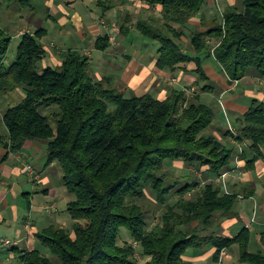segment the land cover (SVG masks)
<instances>
[{"label": "trees", "instance_id": "trees-1", "mask_svg": "<svg viewBox=\"0 0 264 264\" xmlns=\"http://www.w3.org/2000/svg\"><path fill=\"white\" fill-rule=\"evenodd\" d=\"M34 1L16 3L34 10ZM107 1L98 0L102 14L113 6ZM140 1L161 7L164 27L174 36L152 19L133 21L141 35L161 42L157 66L173 71L193 62V73L205 83H194L199 89L191 98L177 87L163 100L152 92L126 95L110 77L91 76L89 57L71 48L61 53L59 66L41 67L46 56L44 27L20 33L15 57L7 61L12 37L0 26V93L15 89L23 93L2 113L7 138L0 142L7 153L0 164L24 142L43 140L45 166L57 162L62 185L74 195L66 205L71 227L53 223L35 235L51 256L37 248L5 245L18 253L20 264H138V248L140 257L146 258L143 264H189L186 252L206 245L216 248L217 262L222 251L238 245V263L264 264V227L255 252L248 249V227L234 236L219 235L214 229L223 218L236 215L233 208L239 196L223 191L215 179L233 169L238 159L248 170L256 160L264 161V101L251 98L234 120L237 133L222 131V141L213 133L214 108L202 99L214 91L205 81L209 78L204 63L209 57L230 80L253 74L264 78V0H241V8L226 7L220 19L201 18V28L194 27L187 36L184 26L210 8L213 0ZM120 31L132 30L121 22ZM182 36L191 52L175 41ZM212 40L215 45L210 49ZM109 46L107 34L95 41L97 49ZM232 137L234 142L229 141ZM175 161L183 162L189 173L171 180L165 168ZM195 171L202 174L201 181ZM149 195L162 207L152 228L146 215ZM123 232L130 240L120 244ZM2 244L0 239V248Z\"/></svg>", "mask_w": 264, "mask_h": 264}, {"label": "crops", "instance_id": "crops-1", "mask_svg": "<svg viewBox=\"0 0 264 264\" xmlns=\"http://www.w3.org/2000/svg\"><path fill=\"white\" fill-rule=\"evenodd\" d=\"M129 1L133 6H137L139 9H146L148 11L147 19L144 20L152 19L153 23H158L159 17L156 15L157 12H154L153 10L158 11L160 14L161 7L159 5L150 7V5L140 0ZM46 3L47 8H45V10L46 12H50L47 20H49L52 25V33L50 34L52 37L51 45H54L55 48H53V46L50 48L43 43L46 49V56L42 61L45 62V66H59L61 64V53L68 49L65 43L69 42L73 46L69 48L79 50L82 54L89 57V63L93 62V48L96 51H99L100 54H103L102 60H105L106 57L114 56L118 60V63L113 60L106 61L108 63L107 66H109V69H112L113 71L118 70V73H121L117 81L113 77L110 78L115 80L119 87L127 86L130 89L129 92L133 91L139 93L137 95H141L146 92H152L160 100H163L167 97L169 89L164 87L166 90L163 88L151 90L154 84L156 86H160V84H166L169 86V84L172 85L174 83L175 85H182L184 84L182 81H188L191 83L196 79V77L193 75V70L196 68L193 62L184 65L185 67L182 66L180 68H176L173 71H170L169 69H161L156 64L157 57L159 55L158 49L157 54L156 51H146L144 47H136L137 45H134L133 39H130V35L133 31L126 35L127 38L125 37L127 42H129V40L132 42L131 44L129 42L131 49L122 45V42L125 41V35L121 33L120 28L119 30L113 28V35L108 33L110 32L109 30L111 26L113 24L115 25V23H110L109 21L113 19L112 16L115 14V12H120L118 7H120L122 11L128 13L129 6L116 7L113 4L111 8L107 9L102 14V7L98 5V0H89V4L86 6V8H84L89 11L90 20H88L85 19L81 13L82 8L86 5L85 0H52L51 3ZM112 3H114L113 0L107 1L108 5H112ZM92 4H94L93 8L90 7ZM95 8H97V12L94 13V11H96ZM201 18H203V20L206 22H209V19L201 14L196 15L189 22L190 24L193 22L201 23ZM135 20H140V18L136 17V19L133 21ZM194 20L199 21L197 22ZM200 26L201 25L199 24L197 27ZM102 29H104V31H102ZM133 33L135 34V39H138L136 35L142 37V35H138L139 32ZM106 34L108 35V42L110 44L108 49L103 51L95 48L96 39ZM48 35L49 31L47 29L44 37ZM209 64H211V66H215L216 71L221 70L220 65L216 62L214 57H209L204 64V71L209 78L208 80H210V77L207 73V69L210 67ZM98 72L99 71L97 68L96 73ZM98 75L97 76L100 79L104 77H102L101 74ZM140 91H143V93ZM12 93L16 94L19 98L22 97L23 94L19 89H15ZM231 98H236V96ZM235 102H238L237 99ZM232 103L234 102L232 99H230V101L228 100L226 102V106L233 108ZM223 131H226V129H223ZM44 147L45 143L43 144L40 141L28 140L24 142L21 150L17 153L9 152L7 159L0 164V216H2V213H5L6 210L9 209H12L15 213L16 206L13 205L14 199H16V203L20 209V214L16 219L18 224L16 226H13L12 224L10 226L11 229L9 230L13 234V243H16V245L19 247H29L34 245L33 248H35L34 242L36 238L35 235L39 231L38 227L41 226V228H44L50 225L52 221H55V223L63 221L64 215L61 214L60 209L57 210V206L67 205L69 201V195H67V190L64 189L65 187H59L56 183L52 182L49 172H47L45 175L43 174V171L47 169L45 164L43 170L41 171H39L37 168H34L35 176H31L33 185H31L29 179H25L20 176L22 172L26 177V174H24L26 169L24 170L21 167L24 164H28V162L31 160V156L36 155L37 152L39 153L43 151ZM6 153L7 149L3 147L2 143L0 142V156L3 157V155ZM9 161L13 162V165H8ZM244 165L245 162L243 160H236L235 167L224 172L222 181L226 192H236L241 183H250L249 187L243 186L242 189H239L236 192L239 194V199L248 200L255 198L257 192H264V161L261 159L256 160L253 169L250 170L245 169ZM41 181L44 186H42V188H37L36 183ZM47 197H50L51 199L48 201L46 199ZM11 200H13V202ZM48 202H50L51 206H55V210L53 209L54 211H52L50 214L46 213L48 211L44 210L49 208L47 204ZM21 214L23 215L22 218H20ZM237 214L233 217L223 218L220 223L215 225L214 229L216 232L219 235L234 236L241 228L248 227L251 231V235L255 233L253 237L257 242L260 243L259 233L262 229L261 226L254 225L253 223H256V221L253 222V218L248 220L244 214L240 215L242 219H238L236 217ZM39 215L42 218H39ZM1 218L2 217H0V222L1 220H4V218ZM42 219H46V221ZM28 223H30V227H27ZM263 223L262 225H264ZM0 228H2L1 225ZM6 240L11 239L5 235L3 236L4 244ZM232 250H225V257L221 259L220 262H217V260L214 258L216 248L206 245L200 249L188 250L184 255V260L189 264H240L238 263L237 259V262L234 261V257H236V255H234V253L232 254Z\"/></svg>", "mask_w": 264, "mask_h": 264}, {"label": "rangeland", "instance_id": "rangeland-1", "mask_svg": "<svg viewBox=\"0 0 264 264\" xmlns=\"http://www.w3.org/2000/svg\"><path fill=\"white\" fill-rule=\"evenodd\" d=\"M114 1V5L116 7L121 6V7H128V13L125 11H122L120 7H118V10L120 12H115V14H113L112 16V20L109 21L110 23H115V25L113 24L110 28V33L111 35H113V28H116L119 30L121 22L125 23V26L128 27L129 29H131L133 32H137L138 30L135 28L133 20L136 19V17L140 18V19H147L148 16V11L146 9H139L137 6H133L131 4V2L129 0H113ZM17 0H13V2H9L7 0H0V26L1 28H6L9 30V34L12 37V41L11 44L9 46L8 52H7V61H11L16 54V48H17V44L19 42L20 36L19 34L26 31V30H30V31H34L40 27H44L46 29H48L49 31V35L44 37L42 39V42L48 46V47H52L55 48L54 45H51V33H52V25L50 23L49 20H47L48 15L50 14L49 11L46 12L45 8L46 7V2L51 3L52 0H35L33 4H36L34 10L29 8V7H25V8H20L18 6V3H16ZM130 3V4H129ZM85 6L82 8V15L85 17V19L90 20V15H89V11L84 9L86 8V6L89 4V0H85ZM241 0H213V4H211L210 8H204L202 10V15L206 16V18H208L209 20L213 17H218V19L221 18V13L222 11L228 7V6H236L241 8ZM92 4L90 7L93 8ZM96 7V6H94ZM120 8V9H119ZM97 8H95L96 10ZM154 12H157L156 15H158V23H160L161 29L164 33H167L168 35L174 37L172 35L171 32H169L168 30L165 29V23H164V19L162 17V14L156 10H153ZM97 12L94 11V13ZM131 12V13H130ZM127 13V14H126ZM153 14V13H152ZM106 21V20H105ZM194 21H199V20H194ZM156 24V23H155ZM199 22L198 23H191L190 25L188 24V26H184V31H185V36H187V31L190 32L192 30H194V27L199 26ZM177 26V29L181 30V28L173 23L172 26ZM201 28V26L199 27ZM102 31H104V29H102ZM131 31V32H132ZM130 32V33H131ZM122 33V32H121ZM124 36L125 41L122 42V45L125 46L126 48H130L129 42H127L126 40V34L127 33H122ZM129 34V33H128ZM140 34V32L138 33V35ZM141 35V34H140ZM135 34L131 33L130 35V39H133V43L134 45H137L136 47H144L146 49V51L151 50V51H156L157 49L161 46V42L152 38H148V37H144L142 35V37H139L136 35V37H138V39H135ZM183 36V37H175V41L177 43H179L180 47L182 48V50H187L189 52H191V47L190 44L188 42V39ZM126 37V38H125ZM132 42H130L131 44ZM65 45H67V47H73L69 42H66ZM215 45V41H210L209 43V48L213 49L212 47ZM92 56H93V62L89 64V71L91 73V76H93L95 79H100L98 76V74H101V76H109V77H113L116 79V81L119 79L120 77V73H118V70L113 71L112 69H109V66H107V62L106 61H115L116 63H118V60L114 57V56H109L106 57L105 60H102L103 54H100L99 51H96L94 48L92 50ZM45 62L41 61L40 62V66L43 67ZM205 64V63H204ZM210 67H208L207 69V73L210 77V80H205V81H210V83L214 86V91H212L211 94H203L202 95V99L204 102H207L208 104H211L214 108V111L216 113V117L212 123V126L215 127L214 131L213 128L210 131H213L214 135L217 136L219 139H221L222 141L225 140L223 139L221 132L223 131V129L226 130H230L233 134L237 133V129H236V125L234 123V120L236 117H239V115H241L247 108L248 105L250 103L251 98L256 97L260 100L264 101V78H258L256 77L254 74L253 75H248L246 77H244L243 79L240 80H230L228 76H226L224 73H221L222 71H216L215 70V66H211V64H209ZM97 66V67H96ZM94 67V68H92ZM98 68V73H96V69ZM98 75V76H97ZM193 75L196 77V79L193 82H188L185 81L182 83V85H175L172 84L169 86H167L166 84H160V86H156L155 84L152 86V89H158V88H163L166 87V89L168 88L169 91L171 89H173L174 87L179 88L181 90H184L186 93V96L188 98H191V95L194 93V91H198L199 87L193 86L194 83L196 81L199 82V85L201 84H205L203 83V80L198 78V75L193 73ZM104 78V77H103ZM113 83L116 86H119L115 80H113ZM168 83V82H167ZM125 85V84H124ZM234 86V87H233ZM124 87V88H123ZM196 87V88H195ZM119 88L123 89L126 95H129V93H136L133 91L129 92V88L127 86H120ZM147 88V87H146ZM164 89V90H166ZM141 93H143V91H140ZM145 92V91H144ZM19 93V92H18ZM139 94V93H136ZM170 93L168 92V95ZM167 95V96H168ZM236 96V98H231ZM18 99V100H17ZM230 99L233 100L234 103H232L233 108H229L226 106V102ZM237 99V103L235 102V100ZM18 101H20L19 97L12 93V92H4L3 94L0 93V139H2V142H4L7 138V129L2 121V113L3 111L8 107V106H12L15 103H17ZM217 126V127H216ZM220 126V127H218ZM233 137L231 139H229V141L233 142ZM35 141H40L41 143H45V147L43 148V151L41 152H37L36 155L31 156V160L28 162V164H24L21 168L22 169H26L25 175H23V173L21 172V177L25 178V179H29L31 185H33L32 182V178L31 176H35V171L34 168H37L39 171L43 170L44 164L46 162V157H47V150H46V142L43 140H35ZM238 144V143H237ZM239 146V145H238ZM2 157L0 156V159ZM8 165H13V162L9 161ZM19 165V164H18ZM17 165V167H18ZM20 166V165H19ZM27 166H31L32 169V173H30L27 169ZM34 166V167H33ZM58 164L57 162L51 163L49 166H47L44 171L43 174L45 175L47 172H49L50 176H51V181L56 183L57 186L59 187H63L62 182H61V172L60 170L57 168ZM51 167V170H50ZM49 168V169H48ZM176 168V170H174ZM165 169H167L168 172L171 173L172 178L173 177H177L179 176L180 178H183L185 175H187L189 173V168H187V166L184 165L183 162L181 161H175L173 166L168 165V167H166ZM172 171L174 173H172ZM29 174V176H28ZM193 174H195L198 179L202 178V174L199 171H195L193 172ZM223 176L224 173L221 174V177L218 176L215 181L217 183H220L222 186V190L225 191V188L223 186ZM29 177V178H28ZM220 177V178H219ZM218 179V181H217ZM27 181V180H26ZM203 184V183H201ZM250 183H241L240 186L237 188V191L239 189H242L243 186L245 187H249ZM37 188H42V186H44V184H42V181L39 183H36ZM28 188V187H27ZM65 189V188H64ZM236 191V192H237ZM226 192V191H225ZM67 195H69L68 200L73 199L74 195L69 193L67 191ZM48 201L51 199L50 197L46 198ZM59 199V198H58ZM148 203L151 204H146V212H147V219H148V224H149V228H152L154 226L155 223H157L159 216L161 215V209L162 207H160L159 205H156L154 203L153 198L151 197V195H149L147 198ZM175 197L172 198L170 200V203H174L175 201ZM13 202V200H11ZM49 208L44 209L48 212V214H50L52 211H54L55 206H51L50 202L47 203ZM50 204V205H49ZM59 205V204H58ZM16 206V211L14 213V211L12 209L6 210L5 213H2V217L1 219L4 218V220H1V227L0 228V239L3 241V236L7 235L9 239L11 240H6L5 243L10 242V244H13V234L12 232H10L9 229H11V225L13 224V226H16L18 224V221L16 220L18 215L20 214V209L16 203V199H14V205ZM54 209V210H53ZM60 209L61 214L64 215V220L59 222V224H64L67 225L68 227H71L72 225V219L70 218L67 210H66V205H59L57 206V210ZM233 210H235V213L237 214V218L238 219H242L240 217L241 214H244L246 216V218L248 220H251V218H253V222L256 221V223H253L254 225H259L261 226V228H263L264 225H262L263 221H264V192H257V195L255 196V198L253 199H239L235 202L234 208ZM55 214V213H54ZM22 214L20 215V218H22ZM39 218H42L39 215ZM38 218V219H39ZM218 216H215L214 219L217 220ZM21 220V219H20ZM41 220V219H40ZM45 220L46 219H42ZM241 222V221H240ZM55 223V221H52L51 224ZM252 223V222H251ZM261 224V225H260ZM264 224V223H263ZM27 227H30V223H28ZM38 229H41V226L38 227ZM255 233H253L254 235ZM253 235H251V239L249 242V246L248 249L249 251H257L260 249V243L256 241V239L253 237ZM36 237V236H35ZM32 239V238H30ZM124 240L129 241L130 238L129 236L123 232L120 239H119V243L121 244ZM12 241V242H11ZM35 248L41 250L44 254L51 256L49 250L47 247H45L42 243H40L39 241H37V239L35 238ZM16 244V243H15ZM135 244V242H134ZM11 245H5L2 244L1 248H0V264H20V262L18 261V253H16V251L14 249H11ZM34 245L31 246H20L19 248H26V249H33ZM17 250V249H16ZM225 252V251H224ZM240 252L239 246L238 245H234L233 246V250H232V254L234 253V255H236V257H234V261H236V259L238 258V254ZM140 251L139 248L137 249V256H136V260L138 261V264H143L146 258H141L140 256ZM226 253H224L223 257L221 256V259H223L225 257ZM237 262V261H236ZM221 264V263H219Z\"/></svg>", "mask_w": 264, "mask_h": 264}, {"label": "built area", "instance_id": "built-area-1", "mask_svg": "<svg viewBox=\"0 0 264 264\" xmlns=\"http://www.w3.org/2000/svg\"><path fill=\"white\" fill-rule=\"evenodd\" d=\"M27 169H28V171L30 172V173H32V169H31V166H27ZM224 251H222L221 252V256L223 257V255H224Z\"/></svg>", "mask_w": 264, "mask_h": 264}]
</instances>
